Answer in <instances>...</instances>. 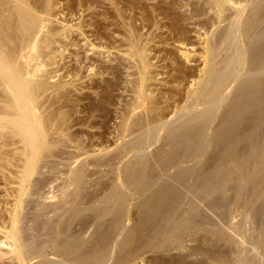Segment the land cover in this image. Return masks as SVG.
I'll return each mask as SVG.
<instances>
[{
  "label": "bare ground",
  "instance_id": "1",
  "mask_svg": "<svg viewBox=\"0 0 264 264\" xmlns=\"http://www.w3.org/2000/svg\"><path fill=\"white\" fill-rule=\"evenodd\" d=\"M76 2L83 15L93 6L103 10L94 12L91 33L105 41L102 31L111 26V36L121 38L118 46L96 45L108 57L122 52L129 60L127 68L121 65L127 72L133 70L126 72L124 82L129 100L122 102L116 117L115 136L121 145L104 147L102 139L95 149L71 132L76 110L70 96L77 87V72L70 74L72 82H49L57 78L56 71L47 70L56 63L53 45L67 51L65 41L72 30L88 44L86 17L69 26L60 19V0H0V172L15 175L16 186L9 195L12 205L6 204L7 222L0 217V262L5 258L9 264L36 259L40 261L35 264H135L150 254L152 264H196L187 260L201 252L206 264H264V184L257 183L264 174V0ZM72 5H67L69 11L75 10ZM60 20L63 27H55ZM186 24L205 32L204 67L197 74L188 73L183 62L172 60L170 72L176 74L172 82L159 84V90L189 78L194 84L177 99L167 120L173 95L169 90L163 98L168 103L160 107L162 95L158 98L154 84L161 76L155 70L167 66L152 64L156 59L165 62L167 56L151 57L156 48H149L148 38L162 27L176 46L185 47ZM222 24L216 33L210 32L209 25ZM146 28L148 33L152 30L145 36L141 30ZM94 63L85 66L90 82L98 75L111 78H102L97 87L90 84L97 99L84 110L89 118L98 113L108 123L121 73L119 66ZM151 148L156 153L147 152ZM100 172L112 183L92 200L85 193L92 187V176ZM48 200L53 203L45 204ZM135 200L139 203L132 205L131 224L129 202ZM243 203L259 217L251 229L231 222L232 207ZM90 227L92 234L86 238ZM198 231L203 236L197 240ZM186 238L199 245L186 248ZM218 243L231 250L217 255L213 247ZM174 251L182 253L168 262L159 258Z\"/></svg>",
  "mask_w": 264,
  "mask_h": 264
},
{
  "label": "rangeland",
  "instance_id": "2",
  "mask_svg": "<svg viewBox=\"0 0 264 264\" xmlns=\"http://www.w3.org/2000/svg\"><path fill=\"white\" fill-rule=\"evenodd\" d=\"M70 2H68L67 0H60V4H61V6L59 5L58 6V8H57V10H59V13H61L62 14V17H61V15H60V19L62 20V21H65V23H66V21L69 23L68 25L70 26V25H72V23H73V25L74 24H76L77 25V21L75 20V19H77L78 20V18L80 17V20H78L79 21V23L81 22V19H83V18H85V19H83L84 21H87L86 22V24L84 23V25H85V27L83 28V31H86V33H85V37H87L88 38V40L86 41V43H88V44H85V40H83L84 39V37L82 36H80L79 35V32H77V31H75V30H72L71 32V35H69V38L67 39V41H65V43L68 45L69 44V46L67 47V51H65L64 53L62 52L63 51V49H62V47L60 46V45H58V44H56V45H53V49H54V52H55V55H56V63L54 64V65H52L51 67H49V69H47V70H50V71H56V74L54 75L55 77H57V78H54L53 80H49V82L50 83H55V82H59L60 81V83H68V82H70L71 80H73V79H71V77H70V74L73 76V72H77V74H78V77H77V79H74L73 80V82H74V85H75V87H76V89L75 90H73V92L74 93H72L71 94V96H70V100L71 101H73V106H74V110H76L75 111V115H73L74 117H73V119L72 120H76L75 122H74V125H76V126H74V128H72L71 129V132H78L77 133V135L81 138V140L83 139V141L87 144V145H93L94 147H96L95 149H99L100 147V145L101 144H99V143H101V140L103 141V142H105V143H103V146L104 147H110V148H113L114 146H115V144L116 145H121V142L116 138V131H115V128H116V125L118 124V120L116 119V117H117V113H118V111H119V108H122L121 106H122V102L124 103V101H128L129 100V97H128V95L126 94V92H125V90H124V88H126V84L124 83L125 81H127V73H132L133 72V70H128V72H127V70H126V66L125 65H128V58L122 53V52H120V53H118V52H114L113 51V55H111V56H109L108 57V55L106 54V50H103V49H101V48H98V46L97 45H100V44H104V43H106V44H109V42L110 43H112L113 45L115 44L116 46H118L119 45V40H120V38L121 37H117V35H113V36H111L112 35V32L110 33V29H112L111 28V26L109 27V26H107L106 27V29L105 30H103L102 31V33L104 34L105 33V39H107V40H105V41H101L100 40V38L99 37H97L96 38V35L95 34H93V33H91V31L93 32V27H92V23L94 22V20H93V17H95V14H98L99 12H101V11H103L102 9H98V8H94L95 6H93L92 8H91V11H88V12H85L84 13V15L83 14H81V12L78 10V7H76L77 5V3L78 2H76L77 0H69ZM68 3V4H67ZM69 3H70V5L71 4H73V5H75V6H73L72 5V10H73V7H74V11H75V13H74V11H69V10H71V6H68V8H67V5H69ZM106 4H108V3H106ZM106 7L108 6V5H105ZM76 8H77V11H76ZM62 9V10H61ZM64 9V10H63ZM108 11L109 10H112V9H110V7L108 6ZM149 9L150 8H148V11H149ZM99 10H101V11H99ZM61 11V12H60ZM99 11V12H98ZM58 12V11H57ZM64 12V13H63ZM77 12H80V14L79 13H77ZM91 12H93V14H94V12H95V14H94V16L92 15V13ZM98 12V13H97ZM150 12V11H149ZM91 14L90 15V17H88L87 18V16L86 15H88V14ZM129 13V12H128ZM127 13V14H128ZM139 13V12H138ZM137 13V14H138ZM64 14V15H63ZM76 14V15H75ZM79 14V16L77 17V15ZM73 15V16H72ZM75 15V16H74ZM64 16V17H63ZM84 16V17H83ZM57 17V18H58ZM73 17V18H72ZM76 17V18H75ZM83 17V18H82ZM58 18V19H59ZM92 18V19H91ZM99 18V17H98ZM92 20V21H90V20ZM61 20H60V24H54V26L55 27H57V28H60V27H63L62 26V22H61ZM73 20L74 21H76V22H73ZM82 20V21H83ZM110 20V19H109ZM112 20V19H111ZM110 20V21H111ZM108 22V23H113L114 22V20H113V22ZM91 22V23H90ZM90 23V24H89ZM139 24V21H138V23L136 24L137 26H139L138 25ZM67 25V26H68ZM83 25V26H84ZM89 25V26H88ZM91 25V26H90ZM223 25L224 24H222V25H219L217 28H211L210 27V25H209V29H210V32H217V30H219V29H221L222 27H223ZM90 27V28H89ZM92 27V28H91ZM192 26H189V25H184V28L186 29V31L187 32H189L188 33V35H187V37L189 38V40H188V45L187 46H185V47H179L178 45L176 46V44H174V42L171 40V37H169L170 36V34L167 32V29L166 28H159L158 30H152V28L149 30V33H148V30H147V28L146 29H144V31L143 30H141L142 31V33H144L145 34V36H146V34L147 35H149L151 32H154L155 31V33H154V35H153V33H151L152 34V36L151 35H149V37L150 38H148L149 39V41H151V44L149 43V48L151 49H154V48H156V50L154 51V50H152V53H151V57H153L155 54L154 53H157L156 54V56H157V58L159 57H163V56H167V58H165V57H163V61H165V62H162L161 60H159L158 61V59H156L155 61L153 60V62H152V64L154 65H158L159 67H166V68H164V70L163 69H161V70H159V68L158 69H156L155 71L156 72H158V71H160L161 73V76L158 78L159 80H157V82H154V84L157 86V90H159V84H161V85H163L164 86V82H167V81H170V82H172V76L173 75H175L176 74V71L174 72V71H172V72H170L171 70H173V68H174V66L172 65L173 64V59H175L176 58V60L178 59L179 60V62L181 63V62H183V63H181V65H182V67H183V69L184 70H187L188 71V73H198L199 72V70H202L203 69V67H204V52H205V44L203 43L204 42V40H205V36H204V31L203 30H201V34L199 33V28H195L194 26L191 28ZM107 28H109V31H108V29ZM196 29H198V30H196ZM152 30V31H151ZM198 31V32H196V31ZM151 31V32H150ZM147 32V33H146ZM141 33V32H140ZM141 33V34H142ZM88 34V35H87ZM107 34V35H106ZM143 34V35H144ZM197 34H199V35H202L201 37H199ZM204 36V37H203ZM113 37H114V39H113ZM151 37H152V39H151ZM156 37V38H155ZM199 37V38H198ZM144 38H146V37H144ZM143 38V39H144ZM167 38V39H166ZM168 38L170 39V40H168ZM72 39V40H71ZM159 39V40H158ZM81 40V41H80ZM154 40V41H153ZM90 42V43H89ZM115 42V43H114ZM117 42V43H116ZM154 42V43H153ZM158 42H159V44H158ZM163 42H165V43H163ZM155 43H157V44H155ZM163 43V44H162ZM72 44V45H71ZM91 45L92 44V47L91 46H88V45ZM97 44V45H96ZM112 44H109V45H112ZM71 45V46H70ZM85 45V46H84ZM94 45V46H93ZM114 45V46H115ZM154 47V48H153ZM91 48V49H90ZM165 48V49H164ZM178 48H180V49H182V50H178ZM163 49L166 51V52H164L163 51ZM159 50H161V52H163V53H161V52H158ZM204 50V51H203ZM154 51V52H153ZM168 51V52H167ZM179 51V52H178ZM168 55H167V54ZM154 54V55H153ZM164 54V55H163ZM160 55V56H159ZM182 56V57H181ZM107 57L108 58H110V60L112 59V62H109L110 60L109 59H107ZM184 58V59H183ZM116 59V60H115ZM160 59H162V58H160ZM166 59V60H165ZM170 59V60H169ZM79 60V61H78ZM177 60V61H178ZM79 62V63H78ZM96 63L97 64V66H99V65H101V66H105V67H109V66H116V67H118L119 66V72L121 73L119 76H120V80L123 82H120V90H116V91H114V93H113V95H114V102H113V104L111 105V106H109V109H110V115H111V117H110V122H108L107 123V121L105 122V120H103V119H101V118H99L98 116H100V115H97L98 113H96L95 115H93V117H91V118H89L88 116H89V114H87L86 115V112H85V105H87V103H89V102H92L93 100V102H96V97H95V94H94V92L96 93V90L94 91V90H90V88H91V83L93 84V86L94 87H97V86H99V85H101L102 84V78H103V80L104 79H108V78H111L110 76H108V75H106V74H104L103 75V77H101V76H94L93 78H92V80H93V82H90V80H89V78H87V76H90L89 74H88V72L86 71V68H85V66H87V65H92L93 63ZM131 62V61H130ZM162 62V63H161ZM94 63V64H95ZM158 63V64H157ZM95 64V65H96ZM115 64H118V65H115ZM121 64H124L123 66L124 67H126L125 69H124V67L121 65V67H120V65ZM164 64L166 65V66H164ZM171 66V67H170ZM172 66H173V68H172ZM158 70V71H157ZM94 71H96V70H94ZM186 71V72H187ZM127 72V73H126ZM93 73V72H92ZM159 73V72H158ZM167 73V74H166ZM91 74V73H90ZM91 75H93V74H91ZM69 76V77H68ZM263 76H264V74H263ZM99 78H101V79H99ZM82 79V80H81ZM134 78L132 77V78H130V80H133ZM97 80V81H96ZM129 80V79H128ZM167 80V81H166ZM192 81V79H188V80H186L185 82H183V84L181 83L179 86H177L176 87V83H171V84H167L165 87H160V89L162 90H159V92L158 93H160V95L158 96V98H160V96H161V98H162V100H161V105H160V107L161 106H163L164 107V105L166 106V104H164V103H162V102H165V103H168L167 102V100H165V99H163L164 97H167L168 98V92L170 93V91H171V94L173 95V98L171 97L172 95L170 94V98H172V99H170L169 100V103H168V106H169V104H171L169 107H168V110H166L165 111V113H166V116H167V120H169L170 118H171V116H172V110H173V108L175 109V107L176 106H178V100L177 99H179V97L181 96L182 97V95H184L183 93L184 92H186L187 90H188V88H190L191 87V85H193L194 83H192L191 82ZM72 82V81H71ZM89 82V83H88ZM101 84H100V83ZM96 84H97V86H96ZM159 85V86H158ZM178 85V84H177ZM181 86V87H180ZM176 87V88H175ZM178 92L179 91V93H177V92H175V90ZM154 89H156V87H154ZM168 89V90H167ZM172 89V90H171ZM180 89V90H179ZM165 90V91H164ZM170 90V91H169ZM99 91V90H98ZM162 92V94H161V92ZM181 92V93H180ZM173 93H175V95L173 94ZM164 94V95H163ZM158 95V94H157ZM176 95H178V96H176ZM174 96H176V97H174ZM96 98V99H95ZM174 99V100H173ZM91 100V101H90ZM172 100V101H171ZM177 100V101H176ZM62 101H65V100H62ZM75 104V105H74ZM164 104V105H163ZM78 105V106H77ZM121 105V106H120ZM82 106H83V108H82ZM175 106V107H174ZM83 109V110H82ZM84 113V114H83ZM115 113V114H114ZM91 115V114H90ZM174 116V115H173ZM80 122H79V121ZM92 120V121H91ZM103 120V121H102ZM89 121V122H88ZM82 122V125L80 124ZM93 123V124H95L94 126H92V128H89V123ZM105 122V123H104ZM84 124V125H83ZM88 127V129H86V126ZM98 125V126H97ZM101 125V126H100ZM105 126H107V127H105ZM102 127H104V128H102ZM108 128V129H107ZM92 129V130H91ZM81 130V131H80ZM99 130V131H98ZM82 132V133H81ZM111 132V133H110ZM81 134V135H80ZM92 134V135H91ZM97 134H100V136L99 135H97ZM84 136V137H83ZM90 136V137H89ZM83 137V138H82ZM86 137V138H85ZM99 137V139H97ZM101 137V138H100ZM88 138V139H87ZM86 139V140H85ZM98 140V141H97ZM87 141V142H86ZM90 142V143H89ZM98 142V143H97ZM96 146H95V145ZM99 145V146H98ZM154 150H156V148H151L150 150H148L147 152H152V153H156ZM127 160V159H126ZM126 160H124V162L126 161ZM76 165V164H75ZM74 165V166H75ZM73 166V167H74ZM13 169V170H12ZM11 169V171L13 172V173H15V169L14 168H12ZM10 172V171H9ZM8 171H6V172H0V217H1V219H3L4 221V223L1 221V219H0V224H1V227H0V229L2 230H0L1 231V233L2 232H4V229H3V227H2V223L3 224H5L6 222H7V213H5V209H9V205L11 204L12 205V203H13V198L11 197V196H9L11 193H12V191L14 190L13 188L14 187H16L15 186V184H13V182L15 181L14 180V176L15 175H13V176H11V172L9 173ZM102 172V171H101ZM100 172V173H101ZM96 174V175H94V176H92V179H93V182L91 183V188H89L88 190H87V192L85 193V194H91L92 192H93V194H91L90 196L92 197H90L89 195H88V197L90 198V199H92L93 200V198H94V196L93 195H98V194H100L101 193V195H102V193L104 194V193H106L105 192V190H108V186H110L111 184L110 183H112L111 182V177L110 176H104L103 177V173H101V174ZM3 174V175H2ZM11 178V179H10ZM111 179V180H110ZM9 180H11V182H12V184H10L9 185V183H10V181ZM92 181V180H91ZM257 183L258 184H260V186H261V184H264V174H261L260 176H258V178H257ZM95 184H97V186L95 187L94 185ZM105 184L107 185V186H105ZM110 184V185H109ZM99 185H101V187L100 188H97ZM102 186H105L107 189H105L104 187H102ZM12 188V189H11ZM95 188V189H94ZM96 188H97V191H98V189H99V192H96L95 190H96ZM101 188H104V192H102L101 190H103V189H101ZM92 189V190H91ZM12 190V191H11ZM46 191H47V189H46ZM101 191V192H100ZM98 193V194H97ZM12 195V194H11ZM87 195H86V198H87ZM34 199H30L29 200V202H31V201H33ZM91 200V201H92ZM11 202V203H10ZM54 202H56V201H54ZM135 202V203H134ZM130 201L129 202V204H131V209L132 208H135L134 206H132V205H137L138 203H139V200H135V201ZM9 203V205H8V207H7V205L6 204H8ZM53 202H51V201H46L45 202V204H52ZM245 204H247V203H243L241 206H238V207H232V210H231V214H232V219H231V222L232 223H234V224H239V223H241L242 225H243V227L245 228V229H251V227H252V224H253V222H254V220L255 219H259V217H255V215H253L252 214V212H250L248 209H247V206L245 205ZM30 207H31V205H30ZM130 209V210H131ZM131 213L129 214V218H128V220L130 221V223L132 224V218H133V214H134V210L132 209L131 211H130ZM3 213V214H2ZM210 218H213L212 217V215L210 214ZM127 220V221H128ZM128 221V222H129ZM127 222V223H128ZM129 223V225H131ZM4 226V225H3ZM76 228H75V231L77 230H79V227L78 226H75ZM92 230H93V228L92 227H90V228H88V230L86 231V235H85V237L86 238H88V236H89V234L91 235L92 234ZM88 232V233H87ZM1 233H0V236H2L1 235ZM203 236V233L201 232V231H198L197 232V234H196V239L198 240V239H200L201 237ZM1 238V237H0ZM85 238V239H86ZM220 244V245H219ZM199 245V243L196 241V240H194V239H192V238H186L185 239V247L186 248H190V249H192V248H195L196 246H198ZM3 250H7L6 249V247L4 246H2L1 247ZM231 250V248H229L227 245H225V244H223V243H218L217 244V246H215V247H213V251L215 252H217L216 254L217 255H224V254H226V253H228L229 251ZM182 253V251H174L173 253H171V254H161V255H159V258L163 261V262H168L169 261V259H171V257H173V256H176L177 254L179 255V254H181ZM205 254H202L201 252H200V254L199 253H195L194 255H192V256H190L189 258H188V263L190 262H195L196 264L198 263V264H206V261H205ZM148 257V258H147ZM149 258H153L152 257V255H147V256H145V258H142V259H137L136 260V262H135V264H152V262L150 261L151 259H149ZM165 259H168V260H166V261H164ZM40 261V259H36V260H33L30 264H35L36 262H38V261ZM9 261H7L5 258H4V262H0V264H9L8 263ZM112 262H109L108 264H111Z\"/></svg>",
  "mask_w": 264,
  "mask_h": 264
}]
</instances>
